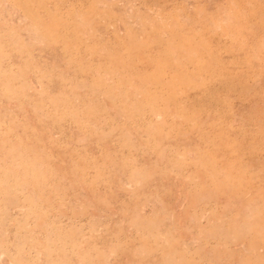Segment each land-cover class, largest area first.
<instances>
[{
	"label": "rangeland",
	"instance_id": "obj_1",
	"mask_svg": "<svg viewBox=\"0 0 264 264\" xmlns=\"http://www.w3.org/2000/svg\"><path fill=\"white\" fill-rule=\"evenodd\" d=\"M0 264H264V0H0Z\"/></svg>",
	"mask_w": 264,
	"mask_h": 264
}]
</instances>
